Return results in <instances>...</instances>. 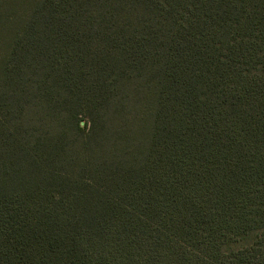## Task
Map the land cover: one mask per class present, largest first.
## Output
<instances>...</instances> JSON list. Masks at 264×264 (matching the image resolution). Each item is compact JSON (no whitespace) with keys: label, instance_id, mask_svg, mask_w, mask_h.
I'll use <instances>...</instances> for the list:
<instances>
[{"label":"trees","instance_id":"obj_1","mask_svg":"<svg viewBox=\"0 0 264 264\" xmlns=\"http://www.w3.org/2000/svg\"><path fill=\"white\" fill-rule=\"evenodd\" d=\"M0 264H264V0H0Z\"/></svg>","mask_w":264,"mask_h":264}]
</instances>
